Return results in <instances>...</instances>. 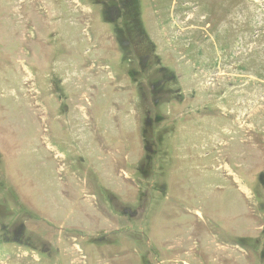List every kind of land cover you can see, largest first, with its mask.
<instances>
[{"label": "rangeland", "instance_id": "obj_1", "mask_svg": "<svg viewBox=\"0 0 264 264\" xmlns=\"http://www.w3.org/2000/svg\"><path fill=\"white\" fill-rule=\"evenodd\" d=\"M117 1L0 0V264H264V0Z\"/></svg>", "mask_w": 264, "mask_h": 264}, {"label": "trees", "instance_id": "obj_2", "mask_svg": "<svg viewBox=\"0 0 264 264\" xmlns=\"http://www.w3.org/2000/svg\"><path fill=\"white\" fill-rule=\"evenodd\" d=\"M138 0H134V2L136 3ZM121 2H124L122 0H118L117 2L111 4V6H108L109 8L105 10V15L107 16L108 20H110L111 22L113 23H116L117 21L119 22V19L125 17V11H122L123 10V5L122 4H118V3H121ZM112 10H115L116 13H113ZM135 11H137V9H135ZM136 21V20H135ZM140 25V23H139ZM117 30H119L117 27H116ZM118 38H119V44H120V47L122 48V51L124 52L125 54V50H124V47H126L128 49L129 47V43L131 42H127L129 37L126 36V38L123 40L122 38V32L121 30L118 31ZM128 44V45H127ZM127 53L125 54V57H127ZM164 69V68H163ZM162 69V70H163ZM147 149L149 150V148L147 147Z\"/></svg>", "mask_w": 264, "mask_h": 264}, {"label": "bare ground", "instance_id": "obj_3", "mask_svg": "<svg viewBox=\"0 0 264 264\" xmlns=\"http://www.w3.org/2000/svg\"><path fill=\"white\" fill-rule=\"evenodd\" d=\"M189 22H191V19L189 20Z\"/></svg>", "mask_w": 264, "mask_h": 264}]
</instances>
